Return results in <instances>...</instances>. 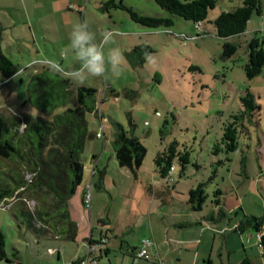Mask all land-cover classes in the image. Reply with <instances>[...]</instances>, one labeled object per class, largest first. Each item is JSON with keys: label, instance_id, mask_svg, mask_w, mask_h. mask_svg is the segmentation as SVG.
I'll use <instances>...</instances> for the list:
<instances>
[{"label": "rangeland", "instance_id": "obj_1", "mask_svg": "<svg viewBox=\"0 0 264 264\" xmlns=\"http://www.w3.org/2000/svg\"><path fill=\"white\" fill-rule=\"evenodd\" d=\"M242 4L243 0H217L216 8L208 11L200 27L194 21L172 16L155 0H0L1 50L18 69L12 79L0 74V116L6 124L3 138L13 137L19 115H36L26 103L35 74L44 68L65 72L74 91L80 86L95 89L96 107L103 115L101 122L97 115L88 114L89 129L95 137L87 141L80 155L88 181L93 154L101 156L103 145L106 147L102 163L108 164L109 172L103 189L94 183L92 192L94 234L99 233L95 213L99 210L100 218L110 217L123 230L130 219V239L141 237L142 230L132 225L139 213H132L130 218L121 215L119 208L131 203L146 206L144 186L156 185L155 176L160 181L154 159L174 142L180 152L189 151L191 159L184 171L180 160L175 161L176 180L170 185L179 183L176 192L180 195L172 199L168 192L161 194L165 207L170 203L175 208L190 207L189 191L205 183L206 210L214 207L213 201L220 198L217 192L221 191L225 205H239L241 219L245 213L264 217V75L248 80L245 73L250 40L256 34L264 35V0L262 12L253 14L244 34L220 38L214 24L222 12L235 11ZM129 11L171 19L173 24L148 28L134 22ZM228 42L238 46L230 58L224 50ZM141 45L153 50L142 63L146 52H134ZM248 93L260 109L237 127L239 149L229 155H215V146L222 142L233 116L245 110L241 98ZM131 121L133 133L147 149L136 180L129 170L118 165L115 157L109 160L114 154L115 125L130 131ZM101 124L104 139L96 137ZM7 163L0 158V167ZM162 182L166 186L167 182ZM84 185L85 182L77 188L75 199L79 194L81 198ZM135 185L143 195L129 194V188ZM157 200L161 203L160 198ZM4 201L7 203L0 202V230L5 235V253L10 262L5 259L0 264H70L80 243L30 230L22 211L37 208V202L28 200L24 204L17 198ZM82 211L86 213L83 208ZM58 251L62 252L59 256ZM124 257L122 249L117 248L102 263L134 264L130 256ZM158 257L137 260L136 264H156L155 259L157 264H165Z\"/></svg>", "mask_w": 264, "mask_h": 264}, {"label": "trees", "instance_id": "obj_2", "mask_svg": "<svg viewBox=\"0 0 264 264\" xmlns=\"http://www.w3.org/2000/svg\"><path fill=\"white\" fill-rule=\"evenodd\" d=\"M155 1L172 16L194 21L199 26L206 21L208 11L214 10L217 6V0ZM255 12H262L261 0H243L242 6L235 11L222 12L214 22L217 35L230 39L244 34ZM129 13L134 22L148 28L173 24L171 19L149 18L133 11ZM142 50L146 54L141 58V63L153 52L150 47L144 45L136 47L134 52ZM224 50L226 57L230 58L237 53L238 46L228 42ZM248 52L249 61L245 65V73L248 80H254L264 72V35L256 34L252 37ZM17 71L12 61L3 55L0 46V74L6 79H12ZM66 75L68 74L65 72H57L50 68H44L35 74L29 84L26 103L35 109L36 115L22 113L15 118L13 137L3 138L6 124L0 116V158L8 162L0 167V202L6 204L4 200L13 198L23 200L24 204L28 200L37 202V208L27 207V210L22 211L26 218L24 222L29 229L41 236L74 242L78 229L72 218L70 205L77 188L84 180L85 164L80 155L84 152L87 141L95 137L89 129L88 114H95L100 120L103 117L96 107L95 89L80 86L74 91V85ZM241 100L245 110L233 116L234 121L225 128L222 142L215 146V155L222 152L229 155L239 149L237 127L243 125L242 122L249 115L260 109L251 93L246 94ZM130 127L131 130L127 131L122 125L116 124L112 145L118 165L129 170L136 178L143 166L147 149L133 133L132 121ZM101 131L103 136L99 139H104L105 134L102 129ZM177 159L183 165L184 171L186 165L190 163L191 154L189 151L180 152L175 142L154 159L158 175L168 184H174L173 175L176 171L174 163ZM26 175H29L30 179H25ZM205 192V183L189 191L190 204L194 210L203 208L207 200ZM217 195L221 197L222 192H217ZM213 203L219 205L220 200L216 199ZM249 226L255 229L256 238L261 234L257 246L261 245L260 250L264 255V217L244 216L237 230L242 234ZM4 236L0 230V262L5 259L10 262L5 253ZM102 239L105 238L89 241V246L100 244L102 252L105 244H102ZM85 257L71 264H80ZM205 264L213 263L207 260ZM240 264L252 263L246 258Z\"/></svg>", "mask_w": 264, "mask_h": 264}, {"label": "crops", "instance_id": "obj_3", "mask_svg": "<svg viewBox=\"0 0 264 264\" xmlns=\"http://www.w3.org/2000/svg\"><path fill=\"white\" fill-rule=\"evenodd\" d=\"M102 120L101 122H103ZM101 129L104 132L102 124ZM105 153L106 147L103 145L101 156L93 154L92 164L88 170L89 180L85 181V177L83 180V183H86L84 189H86L85 186H88L90 183H92L93 186L95 183L97 188L103 189V184L109 172L108 164L102 163ZM115 156L114 152L109 160L113 159ZM86 171L85 164V172ZM138 176L135 180L139 179ZM157 176L160 178V181H158L155 176L153 181L157 183L156 185L148 183L144 186L143 190L145 189V195L140 192L141 189L137 188L136 185L129 188L130 195L132 193L136 195L138 192L143 195L146 200V206L131 203L122 205L119 208V213L121 215H126L130 218L132 213L134 216L139 213L138 217H136V219L134 218V223H132V225L135 227L138 226V228L142 230V232H140L142 235L140 238L138 237V239L136 238L134 240H131L129 233H127V229L131 225L130 219L124 223L125 229L123 230L118 227V225L115 226L114 221L110 217L100 218L99 210H95L96 216L98 215L99 217L97 222L99 233L98 235L94 234L91 223L93 222L91 210L84 207V189L81 198L79 194L78 198L75 199V196L78 194V188L71 201L73 209L70 205V210L74 223L78 229L77 238H75L73 243H80V246H78L76 254L70 258L69 263L71 264V262L77 261L88 255L89 241H98L100 238H105L106 242L103 245L102 252L97 255L98 264H104L102 262L105 259H109L110 255H112L117 248L122 249L124 252V259L126 256H130L134 264H136L137 260H144L139 259L137 254L141 250L142 240L145 239L151 240L150 247H147V250L151 253L150 260L152 257L159 256V261L165 260L168 261V263L171 262V264H205L207 260L212 261L213 264H240L244 259L249 258L252 264H264V255L260 248L255 246L258 243L255 229L249 226L242 234L237 230V226H239L244 216H249V214L245 213L243 218H240L239 211L241 210L238 209V204L229 208L227 203L225 205V203L222 202V194L219 198L220 204H215L210 210H206L204 207L201 210H194L193 205L189 202L187 203V201L184 202L190 205V207L187 206V208H175V205L172 203H170L169 207H165L166 200L161 194L168 192L173 199L175 194H178L176 191L180 184L178 183L177 186L172 187L165 182L166 186L162 185L161 182L164 179H162L158 173ZM160 184L162 190L158 187ZM158 198L161 199V203L157 200ZM98 205L99 203L97 206ZM82 208L86 213L82 211ZM135 220L139 223L138 225L135 223ZM146 232L149 233V238L145 237L147 235ZM119 239L121 240L119 241ZM62 252H65V250ZM62 252L59 251L58 256L62 254ZM233 254H236V256H233ZM165 261L164 263L167 264ZM155 263H158L156 259Z\"/></svg>", "mask_w": 264, "mask_h": 264}, {"label": "built area", "instance_id": "obj_4", "mask_svg": "<svg viewBox=\"0 0 264 264\" xmlns=\"http://www.w3.org/2000/svg\"><path fill=\"white\" fill-rule=\"evenodd\" d=\"M60 69V68H59ZM61 70V69H60ZM103 136L102 131L97 135L98 138H101ZM92 189L93 186L90 183L86 189H84V207L86 209L91 208L92 205ZM258 241L261 238V234H259L257 236ZM102 244L105 243V239H102ZM151 245V240L146 239L142 241V249L141 251L137 254V257H139V259H144V260H149L150 259V255L148 253L147 247ZM259 248L261 249V245H259ZM101 252V245L100 244H94L92 246H89V251H88V255H86V257L80 262V264H98V260L96 255H98Z\"/></svg>", "mask_w": 264, "mask_h": 264}]
</instances>
